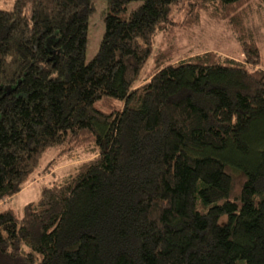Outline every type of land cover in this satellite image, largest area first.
<instances>
[{"label": "trees", "instance_id": "16d2710c", "mask_svg": "<svg viewBox=\"0 0 264 264\" xmlns=\"http://www.w3.org/2000/svg\"><path fill=\"white\" fill-rule=\"evenodd\" d=\"M93 1L0 0V201L85 156L21 215L0 209V264H264L253 0H105L86 63ZM203 16L242 54L176 58Z\"/></svg>", "mask_w": 264, "mask_h": 264}, {"label": "rangeland", "instance_id": "374dc122", "mask_svg": "<svg viewBox=\"0 0 264 264\" xmlns=\"http://www.w3.org/2000/svg\"><path fill=\"white\" fill-rule=\"evenodd\" d=\"M137 4L138 2H131L128 5V10H131ZM93 5L94 11L89 16L87 45L85 51L86 63H88L97 53L105 28V0H94ZM251 6L246 20L247 30L260 49L259 51L264 65V4L260 0H253ZM158 42H160L159 36L155 44V49L160 46V43ZM169 43H171L172 47H175L177 51L176 58L184 57L190 53V47H192L191 52L210 48L232 55L238 53L242 54L240 41L235 34L229 30L226 24L224 22L210 19L206 16L202 17L201 24L195 26L189 31H180L173 40H169ZM47 155L48 157L45 159L42 158L41 162L44 160V162H46L53 156L52 152ZM79 157L85 156L76 155L70 159L63 160L59 167L54 169L53 173L37 177L34 181L26 185L17 195L3 199L0 201V209L11 208L17 215H21L23 206L38 197L41 186L65 177L69 171V167L76 164L78 162L77 158ZM225 218L226 216H223L221 220H225Z\"/></svg>", "mask_w": 264, "mask_h": 264}]
</instances>
